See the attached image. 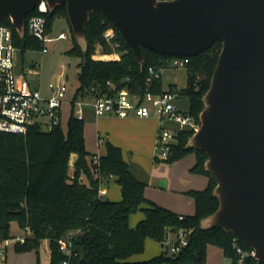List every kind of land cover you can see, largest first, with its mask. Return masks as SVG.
Masks as SVG:
<instances>
[{"label": "trees", "instance_id": "16d2710c", "mask_svg": "<svg viewBox=\"0 0 264 264\" xmlns=\"http://www.w3.org/2000/svg\"><path fill=\"white\" fill-rule=\"evenodd\" d=\"M33 15L45 17L49 36L56 18H64L69 24L73 46L68 54L81 59L75 100L111 96L122 89L143 95L148 89L149 67L160 71L167 59L175 57L143 48L141 67L117 28L101 13L91 14L86 23V51L72 33L65 6L46 14L35 10L27 18ZM4 24L13 29L21 55L44 47L28 35L20 38L9 18ZM109 29L115 32L110 41L105 36ZM221 49L222 43L215 42L197 56L184 57L189 60L187 85L179 90L178 99L188 100V113L197 124ZM175 87L170 85L169 89ZM150 90L155 94L166 90L162 77L153 78ZM73 110L74 105L65 127L59 124L52 131L31 127L26 135L0 132V245L29 228L25 241L16 243L13 249L18 253L35 251L38 264L39 251L46 241L47 264L63 263L66 257L60 251L61 239L72 242L70 264H204L210 245L221 248L225 257L236 264L235 236L222 228L201 227V220L218 209L219 201L213 195L216 182L205 169L206 152L186 148L193 130L179 132L170 156L162 160L171 164L194 153L196 163L190 171L209 179L205 189L190 192L194 214L179 215L145 196L146 184L132 173L120 147L106 140V153L95 163L96 156L86 148L85 120L75 117ZM108 178L121 187L120 201L100 197V185ZM139 210L144 218L132 228L129 218ZM181 231H190V235L188 245L179 253L161 252L143 262L129 260L145 251L147 239L162 245L168 236L178 238ZM239 244L253 251L246 242L239 240ZM248 264H256L255 258L250 257Z\"/></svg>", "mask_w": 264, "mask_h": 264}, {"label": "water", "instance_id": "95a60500", "mask_svg": "<svg viewBox=\"0 0 264 264\" xmlns=\"http://www.w3.org/2000/svg\"><path fill=\"white\" fill-rule=\"evenodd\" d=\"M42 3L51 13L66 7L83 51L86 23L101 13L141 67L143 48L192 57L222 43L200 126L186 145L206 152L205 169L216 182L219 207L201 227L233 234L264 264V0H0V23L9 18L24 38L28 14Z\"/></svg>", "mask_w": 264, "mask_h": 264}, {"label": "built area", "instance_id": "2783aa9c", "mask_svg": "<svg viewBox=\"0 0 264 264\" xmlns=\"http://www.w3.org/2000/svg\"><path fill=\"white\" fill-rule=\"evenodd\" d=\"M46 14L49 12L45 3L40 4L37 9ZM38 40L44 47L42 53L48 52L47 44L53 40L66 39L67 35L61 32L58 37L51 38L46 31V19L43 15H33L27 18L25 25V36ZM107 40L115 38L113 29L105 34ZM21 55L20 48L15 44L13 29L0 23V132L6 134L26 135L31 127H39L44 131H52L57 125L62 124L66 110L68 118L73 114L80 120H84V108H93L97 118L104 116L119 117L122 119L130 117L155 118L159 122L155 150L159 160H166L170 156L172 145L176 143V137L183 130H198L200 124L188 113L182 111L178 105V93L181 88L176 86L173 90L169 87L160 94L153 93V78L162 77L163 70L169 67H186L188 58L172 57L164 63V68L156 71L149 67L147 79V90L141 95L131 93L122 89L114 95H99L87 100H75L74 96L68 99L67 75L61 73L49 83L47 93L35 88L27 76L17 68V61ZM23 69V68H22ZM23 71V70H22ZM34 73H39L34 70ZM98 163V157H95ZM183 217L180 216V219ZM30 229L26 228L21 234L5 241L0 245V255L5 256L9 246L23 243ZM190 231H181L174 241L171 236L162 243V252L177 254L188 245ZM234 249L237 255L236 264H248L250 257H254V250L249 251L239 244V239L234 237ZM60 251L66 259L62 264H70L74 255L71 240L61 239L59 241ZM230 262V261H229ZM230 264H232L230 262Z\"/></svg>", "mask_w": 264, "mask_h": 264}, {"label": "rangeland", "instance_id": "374dc122", "mask_svg": "<svg viewBox=\"0 0 264 264\" xmlns=\"http://www.w3.org/2000/svg\"><path fill=\"white\" fill-rule=\"evenodd\" d=\"M61 32L67 35L66 39L53 40L48 43L46 45L48 52L45 54H43L41 50L26 51L24 55L19 56L17 68L27 76L28 80L35 88L41 89L43 93L49 91V83L54 80L57 75L61 73L67 75V97L71 99L78 87L77 74L80 70L81 59L69 56L68 51L73 46L70 36V27L64 18L59 17L56 18L53 23L50 37L56 38ZM34 70H38L39 73H34ZM162 80L164 88L170 85L185 88L187 85L186 67L165 68L162 73ZM177 105L182 111H188L189 109V102L186 98L178 99ZM66 119L67 118L64 116L62 121L64 127L66 125ZM87 120L86 118V121ZM98 142L101 143L102 140ZM100 147L103 148L104 145L102 144ZM159 153V151L155 150L153 156L159 155ZM150 157H148V159H152L154 164L157 165L156 171H152L145 163H131L132 170L135 173L138 172L139 176H141L138 178H142L147 184L145 193L148 192L151 199L164 207H174L176 210L184 211L189 205H193L195 210L194 199L190 195V192L202 187L206 188L209 181L207 176L195 174L190 171L192 167L190 164L196 160V155L191 153L171 164ZM127 158L130 160L129 153ZM184 180H189L190 183L185 184ZM163 182H165L164 186L162 185ZM140 212L139 210L137 213ZM176 239V236H173V240L175 241ZM151 241L150 245L155 251L152 254H158L160 251L162 252L160 244L154 240ZM47 244L46 241L43 248L39 251L41 264H47L49 262V249ZM0 264H38L37 254L35 251L18 253L13 249V246H9L6 255H0Z\"/></svg>", "mask_w": 264, "mask_h": 264}, {"label": "crops", "instance_id": "0c3cea01", "mask_svg": "<svg viewBox=\"0 0 264 264\" xmlns=\"http://www.w3.org/2000/svg\"><path fill=\"white\" fill-rule=\"evenodd\" d=\"M67 111L68 109L66 110L64 115L67 118L66 121L68 120V116L66 115ZM84 112L86 148L90 153L94 154L97 157L105 155L106 149L104 142L108 140L112 144L122 149L124 160L129 164L132 173L137 178L141 176H139L138 172L135 173L132 170L131 163H145V165L148 166L152 171L157 170V165L154 164V161L152 159H148V157L151 156L153 157V159L158 160L155 156H153L159 128V122L157 121V119L138 117L122 119L113 116H104L97 118L94 114L93 108L90 106H86L84 108ZM86 118L88 119L87 121ZM100 140H102L101 143L98 142ZM102 144L104 145L103 148L100 147ZM128 153L130 155V160L127 158ZM195 163L196 160H194L190 164V166L192 165L193 167ZM139 180L145 183L142 178ZM184 183L189 184L190 181L184 180ZM203 189L205 188L202 187L195 190ZM99 195L104 199H109L111 201H120L122 199L121 187L114 181V179H105L100 185ZM145 196L149 200L158 204L157 202H155V200L149 197L148 192L145 193ZM158 205L162 206L160 204ZM167 209L172 210L179 215H192L195 212L193 205H189L184 211L176 210L174 207H170ZM143 218L144 214L142 213V211L140 213L132 214L129 218L130 227H136L138 222ZM150 242H152L151 239H147L145 243V251L142 254L132 256L129 260L132 262H143L160 255L161 251L158 254H152L155 251L151 247ZM204 264H230V262L225 257L224 252L221 248L210 245L207 249V258Z\"/></svg>", "mask_w": 264, "mask_h": 264}]
</instances>
